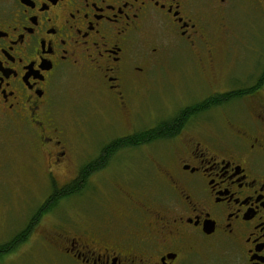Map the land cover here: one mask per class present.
<instances>
[{"label": "flooded vegetation", "instance_id": "1", "mask_svg": "<svg viewBox=\"0 0 264 264\" xmlns=\"http://www.w3.org/2000/svg\"><path fill=\"white\" fill-rule=\"evenodd\" d=\"M240 10L264 16V0H0V128L23 136L47 178L32 215L0 241V264H264V41L235 45L231 19ZM236 47L259 49L253 81L239 86L228 81ZM165 64L214 88L156 119L148 84ZM68 75L84 80L87 102L105 108L106 124L125 127L80 164L54 112ZM219 79L228 84L219 88ZM234 91L240 95L182 112ZM236 100L244 106L231 107ZM206 112L212 119H200ZM157 126L171 134L154 138ZM92 138L89 130L83 136ZM115 139L128 145L107 153ZM156 142L164 151L140 175L132 152ZM106 170L118 194L103 202L123 201L119 218L58 216L44 229V213ZM61 172L70 177L60 184Z\"/></svg>", "mask_w": 264, "mask_h": 264}, {"label": "rangeland", "instance_id": "2", "mask_svg": "<svg viewBox=\"0 0 264 264\" xmlns=\"http://www.w3.org/2000/svg\"><path fill=\"white\" fill-rule=\"evenodd\" d=\"M231 24L232 40L235 45H239L240 41L252 43L264 41V16L240 10L239 14H235L231 19ZM235 49L239 50L238 47ZM257 50H259L257 47L240 49L239 54H235L237 58H235L234 75L232 74L233 76L228 80L231 85H245L252 80L248 78V75H253L258 70ZM187 73L186 70L174 64H165L164 67L155 69L148 87L154 89L152 93L155 95L149 97V104L156 119L167 118L178 110L182 102L191 103L193 100H200L204 94L214 88L210 85L211 83L200 82L195 75L190 76ZM218 81L219 88L223 87L221 84L224 86L228 84L227 80L219 79ZM182 91L185 92L184 95ZM167 92L174 95H169ZM87 93L86 83L82 78L68 75L59 80L54 94V112L58 121L67 130L69 137L66 139V145L70 150V156L77 164L82 163L84 157L89 156L88 154L95 153L109 137L125 131L122 123L107 122V125L105 119L108 115L105 114V108L100 109L90 105L87 102ZM230 106L242 108L244 102L236 100ZM102 113L104 118L99 117ZM212 113H203L200 119H212ZM94 122L104 126L98 129ZM88 130L95 137L90 140V143L83 139ZM164 147V143L156 142L132 152V155L138 158L136 161L139 164L135 168L141 169L140 175L143 171L146 173L149 168L151 169L152 158L157 160L162 155ZM31 153L20 133L13 128H0V241L19 229L22 222L32 215L34 208L47 194L44 189L47 178L38 165L41 157L37 155V159H33ZM119 171L117 169L115 173L118 174ZM109 174L108 170L94 174L90 187L85 189V192L60 203L54 209L55 214L44 213L42 219L44 229L50 230V223L57 220L58 216L63 217L66 223L70 222L68 219L72 217L81 221L86 216L96 220L119 218L124 211L123 201L112 199L107 206L103 202L107 199L105 195L108 194L107 197H109V195L118 194L106 180ZM69 177V173L61 172L57 175V182L64 183ZM117 177L120 180L124 179L122 175ZM16 263L19 264V262Z\"/></svg>", "mask_w": 264, "mask_h": 264}, {"label": "trees", "instance_id": "3", "mask_svg": "<svg viewBox=\"0 0 264 264\" xmlns=\"http://www.w3.org/2000/svg\"><path fill=\"white\" fill-rule=\"evenodd\" d=\"M238 95H240V92L234 91V92H230L228 94H222V95L219 94V95H216V96H212V97L207 98L203 102H200L198 104L186 107L185 109L182 110V112L186 113V114H190V113H194L195 111L205 110L207 108V106H211V104H214L217 101L221 102L224 98L225 99H227V98L228 99L235 98V97H238ZM171 130L172 129L170 127L157 126L154 129V132H155L154 138L163 137V136H166V134L169 135V134H171V132H170ZM157 131H161V133H157ZM140 143L141 142H133V143H131L129 145H134L135 146V145H139ZM126 145H128V143L125 142V140L115 139V140H113L112 142H110V143H108L106 145L107 153L115 152V151L119 150L120 148H122V147H124ZM82 178H83V175L81 173V175L79 176L78 181L75 182V183L78 184L80 182L79 180H81ZM63 194L64 195H68L69 192L66 190V191H63ZM55 205H56V202H54L51 207H48L47 210L54 208ZM43 210H46V209L43 208Z\"/></svg>", "mask_w": 264, "mask_h": 264}]
</instances>
